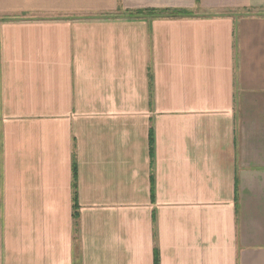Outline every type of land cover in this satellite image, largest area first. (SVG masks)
<instances>
[{
  "label": "crops",
  "instance_id": "1",
  "mask_svg": "<svg viewBox=\"0 0 264 264\" xmlns=\"http://www.w3.org/2000/svg\"><path fill=\"white\" fill-rule=\"evenodd\" d=\"M155 250L264 264V0H0V264Z\"/></svg>",
  "mask_w": 264,
  "mask_h": 264
},
{
  "label": "trees",
  "instance_id": "2",
  "mask_svg": "<svg viewBox=\"0 0 264 264\" xmlns=\"http://www.w3.org/2000/svg\"><path fill=\"white\" fill-rule=\"evenodd\" d=\"M151 15H156V16H168V17H174V16H179V15H190V12L187 10H182V9H161V10H149ZM123 15L127 17H141L144 15L143 10H130L122 13ZM152 148V144H151ZM75 176H76V171H75V166L73 165V199H75ZM73 206H76V203H73ZM74 215H76V212H74ZM155 259L154 263L158 264V257H157V251L155 250Z\"/></svg>",
  "mask_w": 264,
  "mask_h": 264
}]
</instances>
